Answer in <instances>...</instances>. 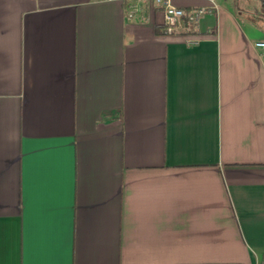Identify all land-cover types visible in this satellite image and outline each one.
Returning <instances> with one entry per match:
<instances>
[{
  "label": "crops",
  "instance_id": "1",
  "mask_svg": "<svg viewBox=\"0 0 264 264\" xmlns=\"http://www.w3.org/2000/svg\"><path fill=\"white\" fill-rule=\"evenodd\" d=\"M172 4L0 0V264H264V7Z\"/></svg>",
  "mask_w": 264,
  "mask_h": 264
},
{
  "label": "built area",
  "instance_id": "2",
  "mask_svg": "<svg viewBox=\"0 0 264 264\" xmlns=\"http://www.w3.org/2000/svg\"><path fill=\"white\" fill-rule=\"evenodd\" d=\"M124 1L129 7L131 13L139 11L142 5L155 8L161 15L162 30L167 34H172L182 28L184 20L190 24H195L206 12L214 9L211 4L209 8H197L184 12L183 10L175 7L172 0H120ZM188 45L196 44V41L189 40ZM254 47L264 53V42H256Z\"/></svg>",
  "mask_w": 264,
  "mask_h": 264
},
{
  "label": "trees",
  "instance_id": "3",
  "mask_svg": "<svg viewBox=\"0 0 264 264\" xmlns=\"http://www.w3.org/2000/svg\"><path fill=\"white\" fill-rule=\"evenodd\" d=\"M256 1H258L259 5H260L261 7H264V0H256Z\"/></svg>",
  "mask_w": 264,
  "mask_h": 264
}]
</instances>
